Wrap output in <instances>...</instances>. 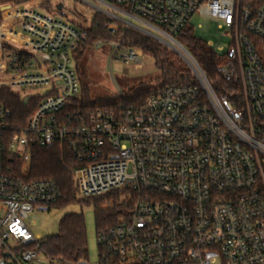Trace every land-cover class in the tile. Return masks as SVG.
Returning a JSON list of instances; mask_svg holds the SVG:
<instances>
[{"label":"built area","instance_id":"1","mask_svg":"<svg viewBox=\"0 0 264 264\" xmlns=\"http://www.w3.org/2000/svg\"><path fill=\"white\" fill-rule=\"evenodd\" d=\"M34 1L0 0V90L39 100L18 129L0 104V246L8 255L0 264H90L16 253L39 245L31 215L62 198L53 180L30 179L34 147L71 153L82 197L121 192L120 219L96 232V264H264V64L255 46L264 40V0H99L128 17L127 30L152 35L136 21L177 45L194 15L217 21L231 42L216 52V71L240 85L243 110L217 97L184 51L195 83L157 88L139 105L82 108L72 62L88 31Z\"/></svg>","mask_w":264,"mask_h":264},{"label":"trees","instance_id":"2","mask_svg":"<svg viewBox=\"0 0 264 264\" xmlns=\"http://www.w3.org/2000/svg\"><path fill=\"white\" fill-rule=\"evenodd\" d=\"M93 20L90 28L79 26L88 31V40L76 52V60L82 59L83 50L86 47L102 40H113L115 43L120 44L123 50L142 49L146 55L154 59L156 67L160 70V76L155 81L156 84H145L133 88L128 94H124L125 98L113 96L94 99L89 87L80 79L82 85V108L90 110L97 108L114 109L119 106L139 105L157 88L172 83L196 82L195 78L191 74H188L190 72L177 70L168 61L164 51L162 53L164 56L160 55L159 46H157V42L152 38L135 30H123V36L118 38L116 37L118 30L112 31L109 27V20L106 21L102 18ZM176 40L204 71L216 96L226 97L235 108L243 110L244 103L240 85L225 84L216 71L219 61L218 54L206 43L197 39L191 28H185L176 37ZM255 46L264 64V40L256 39ZM38 103L39 100L37 99H31L29 102L24 103L19 95L10 90H0V104L13 111L15 115V129L25 125L28 118L38 108ZM77 168V162L67 150L59 148L44 149L40 147L32 149L31 162L29 164L30 179H50L56 182L61 189L62 198L54 207H63L79 201L77 200L79 189L74 175V171ZM120 199L121 192L119 191L109 193L103 197L83 198V202L93 204L97 230L110 227L118 222L122 214L117 206ZM108 204H113L114 207H107ZM31 249H39L41 254L52 259H63L69 262L88 259V237L84 216L80 214L65 215L59 222L57 233L41 238L37 247H21L16 250V253L17 255H21L24 251ZM0 258H6V252L2 246H0Z\"/></svg>","mask_w":264,"mask_h":264},{"label":"rangeland","instance_id":"3","mask_svg":"<svg viewBox=\"0 0 264 264\" xmlns=\"http://www.w3.org/2000/svg\"><path fill=\"white\" fill-rule=\"evenodd\" d=\"M32 4L36 6L37 11L63 16L76 26L90 28L94 21L93 19L102 18L106 21L109 20V27L112 31L118 30L116 33V37L118 38L123 36L124 31H129L127 30L126 23H124L129 21L128 17L117 15L112 7L103 4L99 0H37ZM58 5H62L63 8L58 10ZM113 14H116L122 21L113 18ZM131 23L152 35L133 28L130 30L138 31L155 40L156 44H158L157 46H159L160 55L164 56L162 54L164 51L168 61L177 70L188 71L190 72L188 74L193 76L192 69H190L185 56H183L184 53L180 54L176 51L183 52V47H180L181 45L168 42L172 47L168 46L158 39L161 38L168 41L163 36L136 21H132ZM188 28L193 30L197 39L207 45L213 43L212 49L217 53H219L221 47L227 48L231 42V36L225 29H219L217 21L210 20L199 14L192 17ZM115 45L117 44L113 40H102L86 47L83 50L81 60L73 59L72 68L89 87L94 99L113 96L120 97L123 94H128L131 89L141 85L156 84L155 81L160 76V70L156 67L154 59L146 55L142 49H136L140 54L137 58L126 60L119 58L123 49L117 51ZM48 91V89H43L40 91V94L45 95ZM16 93L19 94L20 91L17 90ZM83 198L79 195L77 199L79 201L76 203L63 207H54L48 213L32 214L31 220L27 222L28 224L31 223V231L34 236L41 239L57 233L59 222L65 215H83L88 237V260L90 264H96L99 249L96 236L95 209L93 204L83 202L85 200ZM110 205L108 204L107 207ZM9 245L16 248L20 244L11 240L9 241ZM43 261L47 264L46 260L43 259Z\"/></svg>","mask_w":264,"mask_h":264},{"label":"water","instance_id":"4","mask_svg":"<svg viewBox=\"0 0 264 264\" xmlns=\"http://www.w3.org/2000/svg\"><path fill=\"white\" fill-rule=\"evenodd\" d=\"M63 8V6L62 5H58L57 6V9L58 10H61ZM156 38H158V37H156ZM160 41H162V42H164V43H166L168 46H171V44L170 43H168L167 41H165V40H163V39H161V38H158ZM172 47V46H171ZM182 50L184 51V52H187L186 51V49H184V48H182ZM178 53H180V54H183V52H180V51H178V50H176ZM183 56H185V55H183ZM186 61H187V63L189 62L187 59H186ZM6 256H8V255H6Z\"/></svg>","mask_w":264,"mask_h":264}]
</instances>
